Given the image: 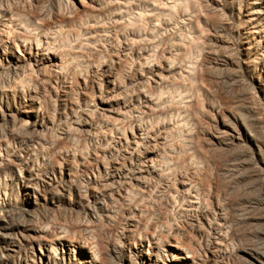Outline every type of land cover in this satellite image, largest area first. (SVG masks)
I'll list each match as a JSON object with an SVG mask.
<instances>
[{
    "label": "rangeland",
    "instance_id": "374dc122",
    "mask_svg": "<svg viewBox=\"0 0 264 264\" xmlns=\"http://www.w3.org/2000/svg\"><path fill=\"white\" fill-rule=\"evenodd\" d=\"M255 1L258 4L252 5ZM9 5L10 8L24 7L36 14L46 25L56 26L57 33L53 40L56 53L63 57L70 56L71 60L61 76L60 82H62L56 85L58 88L55 85H48L47 90L52 96L65 92L68 99L77 107L74 116L69 108L67 109V112L71 114L70 117L72 119L74 117V120L70 122H78L84 118L83 112H80L78 107L85 108L86 103H88L87 112L97 121L96 133L98 137L81 138L86 149L70 154L72 159L70 162L76 176L81 172V163L90 160L89 154L96 145L113 149L117 154L122 147L120 145L115 147V142H121L124 138L129 139L133 132L143 129L149 133L147 139L149 148L158 150L157 152L162 154L164 161L161 170L165 176L163 179H159L154 175H148L149 189L142 193L145 194L148 201L138 203L143 214L149 215L152 220L162 216L160 214L162 213L163 216H167L165 220L170 221L175 227H181L183 210L190 205L193 197L203 204L200 214L204 213L212 219L214 214L220 210H224L226 214L224 205L229 196L233 199H251L261 195L264 186V131L261 134L255 132L257 126H253V123L257 121L264 124V102L258 97L255 90L258 78L253 74V66H251L253 65L251 58L256 63L255 49H248V44L254 48L259 47V50L263 52L264 33L255 32L254 24L250 23L256 24V22L248 23V21L253 15L254 9L264 8V0H0V7H9ZM258 20V25H262L258 28H264V17H260ZM88 40L91 42L89 41V43ZM255 40L256 42L260 41L259 46ZM77 46L80 48L78 49ZM83 47L86 48L83 49ZM247 49L250 57L246 54L245 50ZM25 56L27 58L26 54ZM41 73L42 76L48 77L51 71L48 69ZM28 75L34 80H38L40 77L29 70ZM11 80L9 77L3 78L2 85L4 84L3 86L6 87ZM59 102L57 103L58 110H64L65 107L61 106ZM102 105L111 106L114 113L105 111ZM66 106L68 107L67 104ZM50 108L55 109L53 102H50ZM252 113L255 114V119L252 117ZM252 121L254 122L252 123ZM51 131L46 134V138L55 140L57 131ZM234 131L239 132L240 137L235 135ZM247 132L252 136L250 137ZM237 137L241 141L237 140ZM251 138L254 139V142L251 141ZM217 140L226 141V145L220 144ZM256 144L259 145L260 151ZM207 154L208 156H206ZM73 158L75 159L73 160ZM177 161L183 163L180 162L178 165ZM165 168L167 172L164 170ZM83 180L85 181L82 179V182H84ZM4 189V186H0V193L4 196L2 197L0 194V198H2L0 204L5 205L4 207L1 206L2 204L0 205V231L2 233H0V250L3 253L6 252L4 250L6 239H14L13 236L5 235L6 226L12 227V224L18 223L20 227L28 228L29 225L26 223L29 222L32 226L30 221L34 219L29 216L20 218L18 211L26 206L24 207L22 201L11 197V188L6 190L10 198L8 195L5 196ZM263 193L264 190H262ZM92 201L89 199L88 203L97 212L95 215H90V212H88L89 215H86L84 209L88 203L77 201L73 204L72 208L74 209L72 210L69 208L70 206L63 205L64 208L55 214V217L48 213L50 216L47 217V220L39 215L42 218L38 217V219L43 222L35 219L38 224L50 221V224H54V226H61L69 230L66 243L71 239L72 246L66 244V247H58L61 253L56 250L57 257H65V264L77 260L78 256L76 255L80 249L75 247L79 245L78 243L87 245L96 253L105 252L108 247L111 249L114 244L116 226L105 220L103 216L101 217L102 212L97 208L100 205ZM155 202H162L163 208L161 205L154 204ZM158 207H161L160 210ZM11 208L13 209L11 210ZM262 212L264 213V209L252 210L251 218L243 220V223L239 218L240 214H238L231 219L230 227L236 226L241 229L249 226V229H254L257 227V223L262 226L254 219ZM12 217H15L14 220ZM20 220L24 223L22 224ZM6 222L7 224H5ZM105 226H109V229ZM73 227H76L78 231L73 230ZM100 229L103 231L102 233L99 231ZM204 229L206 230L204 231ZM192 236L199 241L203 248L205 247V253L206 244L212 236L207 227L203 226L200 230H196ZM254 241L249 235L246 240H236L235 243L230 244L225 262L222 261V263L244 264L246 260H241L238 251L244 247H253ZM16 248L18 249L15 252H10L11 255H18L21 248L27 249L22 254V259L28 264H38L37 259L36 263L32 262L38 255V250L32 251L34 249H31L30 246L27 247L25 243ZM1 251L0 258L3 256ZM7 259H0V263L12 264V259ZM107 264H116V262L114 259H109Z\"/></svg>",
    "mask_w": 264,
    "mask_h": 264
},
{
    "label": "bare ground",
    "instance_id": "6f19581e",
    "mask_svg": "<svg viewBox=\"0 0 264 264\" xmlns=\"http://www.w3.org/2000/svg\"><path fill=\"white\" fill-rule=\"evenodd\" d=\"M257 4H258L257 1H255V3H253L252 5H257ZM253 12L254 13L250 17L248 23L252 21L256 22V24L250 23V24H254V29L253 28L252 29L259 34L260 32L264 33V28H258L259 25L257 23L260 17H264V8H256L254 9ZM254 17H258V18L256 19ZM259 27H262V25H260ZM55 28H56L55 25L48 26L45 23H43L41 19H39V17L36 16V14H34L29 10H26V8L24 7L15 6L10 8V5L9 7L8 6L0 7V186H4L5 191L3 193L5 194V196L9 194L8 191L6 190L8 189L10 190L11 188V193H10L11 197L12 198L14 197L16 200H19L20 202L22 201L24 207L26 206V208L22 207L24 209L18 211L20 218H25L26 216L34 218L33 220L30 221L32 222L31 223L32 226H30L29 222L27 224L25 221L26 225H29L28 228H25L22 225H21L22 227H20L19 226L20 224L18 223L15 225L12 224V227L10 225L6 226L5 235L8 237L13 236L14 239L12 240L9 238L10 240H7L5 238L6 239V241L4 242L5 244L4 250L6 251L4 252L5 254L0 250L3 253L2 258H4L5 260L7 258H11L12 264H28L27 262H25V260L22 259L23 257H21L22 254L27 251V249L24 250L21 248L19 250L20 252L18 253V255L10 254V252L13 253L18 249L16 247L22 246L25 243L27 247L30 246L31 249H34L32 251L38 250V255L35 256L33 261L32 258H30L32 262L36 263V259H37L38 264H65L64 263L65 257L63 256L57 257L58 255L56 250H58V247L60 246L66 247V244L67 246L68 245L72 246L70 242L71 239L68 240L66 243L67 235L70 233L69 230L61 226H54V224H50V221H47L48 223L38 224V222L35 221V219L39 220L38 217L42 218L40 216H43L47 220L48 219L47 217L50 215L55 217V214L59 213L64 208L63 205L70 206L69 208L72 210L74 209L72 208L73 204L77 203V201H79V203L87 204L88 200L92 199L95 204L100 205V207L98 206L97 208H99L100 211L102 212L101 217L103 216L105 220L114 223V225L116 226L115 227L116 239L111 249L108 247L105 252L100 251V253H96L95 251H92L87 245H83V243L82 244L78 243L79 244L78 246L76 247L73 246V247L80 249L79 250L80 252L78 253L79 255L76 253L77 254L76 256H78L76 257L77 260L74 259L75 261L70 264H107L109 259H114L116 264H223L222 261H224L227 257L228 246L233 242L235 243L236 240H241V239L246 240V238L249 237V235L252 237L253 241L255 239L254 246L241 248L238 251V256L241 258V260L243 261L246 260L245 263L247 264H256V263L264 264V213L262 212L263 214L260 213L254 218L256 219V221L260 222L262 226H260V224L257 223L256 224L257 227L254 229H249V226L243 227L241 229L236 226L230 227L231 219L235 218L238 214H240L239 218H241L240 220L243 223L244 222L243 220L251 218L250 212L252 210L264 209V196H261L264 194V193L262 194V190H264V186L262 187L263 189L261 190V195L257 196L256 198L253 197L251 199L250 198L233 199L230 198L229 196V198H227V201L225 202L224 205L226 214L224 210H220V212H216L214 214L212 219L204 213H203L204 215L200 214V210L203 209V204L201 203L200 200H197L196 198L193 197L190 205L183 210L184 216H182L183 224L181 225V227L178 226L175 227L170 223V221L168 222L167 220H165L167 216L166 215L163 216L162 213H160L162 216L157 217L153 220L151 219L152 217H149V215L143 214V210L138 207V203L144 202L146 200L145 194L142 193L146 192L147 189H149L150 183H149L148 175H154L159 179H163V177L165 176V174H163L161 170V168L164 165L162 154L158 153L157 152L158 150L156 151V149L149 148L148 146L149 141L147 142V139L149 138V133L146 130L139 129L135 133L134 132L132 133L131 138L129 139L124 138L121 142H115L114 143L115 147L116 145H120L123 148L122 149L120 147L121 149L119 152L117 150L118 152L117 154L114 153L113 149L96 145L95 148L89 154L90 160L81 163L80 174H78L77 176L74 174V170L70 162V160H72L70 158V154L77 150L83 151L84 149H86L83 139L81 140V138L86 137L92 139L95 136H97L96 133L97 121L90 116V113L87 112L88 103H86L85 108H80V106L78 107L80 112L81 111L83 112L82 114L84 115V118L78 122L75 121L70 122L74 120V117L73 119L70 117L71 114L67 112L68 111L67 109L69 108L70 112L73 113L72 116H74L77 107L73 104V102H71L68 99V96L65 92H61L59 94L57 93L55 96H52V94L49 93V90H47L49 88V87L47 88L48 85L56 86L62 82V81L60 82L61 76L63 75L64 71H66L65 69L68 68L67 66L69 65V62L71 60L69 58L70 56L63 57L56 53L55 44L53 42L54 36L57 33V30H55ZM249 34L252 35L251 33ZM89 41L90 40H88V42ZM256 43H258L257 44L258 46L260 45V41ZM248 46H249L248 49L251 50L255 49L254 55L256 56V63H254L255 61L252 60L251 58V62L253 64L251 65L253 66V74L257 76L259 82V83L257 82V85L255 86V90L258 97H260L264 102V51L263 52L260 51L259 47H255V48L251 47L250 44H248ZM77 47L78 49L80 48L79 46ZM84 48L86 47H83V49ZM248 49L245 51L247 52L246 54L248 55V57H250ZM25 54L27 55V58ZM48 69H50L51 71L50 76L48 77L42 76L41 72L46 71ZM28 70L34 74H37V77L40 76L38 80H34L30 78V76L28 75ZM5 77H9V79L10 78L12 79L10 82L6 81L9 82L6 87L3 86L4 84L2 85L3 78ZM193 78H195V76ZM62 79L64 80V78ZM56 87L58 88V86ZM50 102L54 103L55 106L54 110L50 108ZM58 102L61 104V106L65 107L64 110L63 109L58 110V106H57ZM66 104L68 105V107L66 106ZM102 106L105 111L111 112L112 114L114 113L113 108L111 106L110 107L106 105H102ZM182 107L184 108V106ZM252 117L255 119V114L252 113ZM253 122L254 121H252V123ZM143 123L145 124V122ZM124 124L126 125V123ZM201 124L203 125L202 122ZM253 124H254L253 126L255 127L257 126L256 127L257 130L255 129V132H257L258 134H261L264 131V127H263L264 124H260L257 121L254 122ZM51 130L57 131L56 132L57 136L55 140H51V139L49 140L46 138V134ZM250 130L252 129L250 128ZM234 132L235 135L237 134V136L240 137L241 134L239 132L236 131ZM247 134H249L250 137L252 136L248 132ZM202 138H206V137H202ZM254 139L251 138V141L254 142L253 141ZM237 140L241 141L238 137ZM217 142L226 145V141L217 140ZM256 147L260 151L258 144H256ZM206 156H208V154ZM232 157L234 156L232 155ZM186 158L188 157L186 156ZM74 159L75 158H73V160ZM184 161L185 159L183 160V162ZM180 162L183 163L182 161ZM164 170L166 171L167 169L165 168ZM194 177L196 176L194 175ZM82 179H85V181L83 180L84 182H82ZM2 197L4 196L2 195ZM16 203L18 204V202ZM161 203L155 202L154 204L159 206L161 205ZM1 206H3V204ZM85 206L86 208L83 209L85 210L86 215H89L88 212H90V215L91 214L95 215L97 213L95 212V209H93L90 206L89 203ZM147 206H151V205H147ZM12 209L13 208H11V210ZM15 209L14 212L16 211ZM48 213H50V215H48ZM14 218L15 217H12L13 220ZM7 222L5 224H7ZM21 223L23 224L24 222ZM59 223L60 222H58V224ZM203 226L207 227L208 231L212 234L211 239H209L206 244L205 253H204L205 247L203 248L199 244V241L192 236V234H194L196 230H200V228H202ZM106 227H108L109 229V226H105V228ZM72 229L74 230L76 229V227H73ZM205 230L206 229H204V231ZM99 231H101V229ZM102 232L103 231H101V233ZM99 239L102 240L103 238H99ZM72 241L74 240L72 239ZM32 254L31 257L35 255ZM5 260H3V262H5Z\"/></svg>",
    "mask_w": 264,
    "mask_h": 264
}]
</instances>
